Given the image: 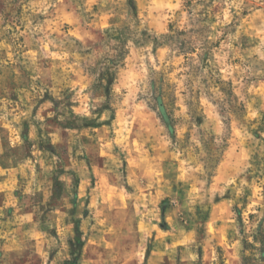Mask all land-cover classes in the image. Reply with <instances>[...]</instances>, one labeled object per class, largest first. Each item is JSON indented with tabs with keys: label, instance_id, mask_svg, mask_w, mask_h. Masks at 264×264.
I'll return each instance as SVG.
<instances>
[{
	"label": "rangeland",
	"instance_id": "374dc122",
	"mask_svg": "<svg viewBox=\"0 0 264 264\" xmlns=\"http://www.w3.org/2000/svg\"><path fill=\"white\" fill-rule=\"evenodd\" d=\"M262 239L264 0H0V264H264Z\"/></svg>",
	"mask_w": 264,
	"mask_h": 264
},
{
	"label": "trees",
	"instance_id": "16d2710c",
	"mask_svg": "<svg viewBox=\"0 0 264 264\" xmlns=\"http://www.w3.org/2000/svg\"><path fill=\"white\" fill-rule=\"evenodd\" d=\"M167 38L170 40L175 39L174 35H172V34L168 35ZM175 41H176V43H178L177 44L178 48H180L183 51H186L185 53L190 52V51L191 52L195 51V48L193 46H191V44L188 43L185 39H182V40L176 39ZM217 81H219V80H217ZM151 89H152L151 93H152V96H153V99L155 102V108L154 109L157 111V115L159 116V118L161 119L163 124L166 126L169 133L171 135H174L172 116H171L170 112H168V110H167L166 103L163 101L164 92H163L161 87L156 86L155 82L153 84H151ZM225 94H226L225 103L227 105L233 106V104H234L233 93L229 90ZM243 243H244V245L249 244V242H247L246 240H243ZM262 243H263V246H262L261 250H264V239H262Z\"/></svg>",
	"mask_w": 264,
	"mask_h": 264
}]
</instances>
